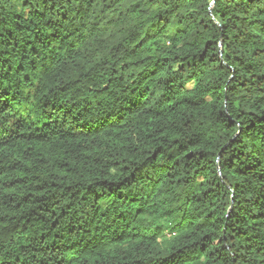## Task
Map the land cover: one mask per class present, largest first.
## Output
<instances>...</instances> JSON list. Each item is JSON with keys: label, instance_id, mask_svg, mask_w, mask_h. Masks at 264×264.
Segmentation results:
<instances>
[{"label": "trees", "instance_id": "1", "mask_svg": "<svg viewBox=\"0 0 264 264\" xmlns=\"http://www.w3.org/2000/svg\"><path fill=\"white\" fill-rule=\"evenodd\" d=\"M19 4L27 17L0 16V112L16 116V130L0 136V221L39 229L66 264H243L246 252L264 255V47L235 23L229 35L241 17L228 16L224 0ZM101 13L103 31L84 26L86 16L94 29ZM53 49L67 55L50 62ZM37 56L48 71L24 92ZM93 68L107 83L85 85L88 94L135 76L139 90L128 89L119 114L87 95L83 104L55 97L82 77L91 83ZM49 94L44 107L65 133L26 134L17 105ZM152 97L167 107H149ZM125 181L144 184L143 194ZM97 217L110 223L90 227ZM73 233L80 239L61 248Z\"/></svg>", "mask_w": 264, "mask_h": 264}, {"label": "clouds", "instance_id": "2", "mask_svg": "<svg viewBox=\"0 0 264 264\" xmlns=\"http://www.w3.org/2000/svg\"><path fill=\"white\" fill-rule=\"evenodd\" d=\"M60 2H64V0H60ZM224 2L229 5L228 16H232L233 12H235L236 16L241 17L240 21L229 22V35H231V32L236 31L235 28H231V24L235 23L244 34L255 33L256 38L259 41V46L264 47V0H224ZM72 3L81 4L83 3V0H72ZM31 5L32 8L42 7V0H31ZM29 11L30 9L28 8H21L19 0H0V16H10L13 12H22L23 15L27 17ZM95 19L98 23L94 29L87 22L88 18L86 16L83 17L82 22L86 28H90L95 31H103V28L101 27L103 24V13L99 16H95ZM225 20H227V17ZM171 27H175L174 22L170 28ZM69 39L74 46L79 43L81 36L78 25L74 28H70ZM61 55H67V52H61L59 49H53V51L48 54L49 61L51 62L52 59L60 57ZM116 55L119 57L120 53L118 52ZM109 59L112 58L110 57ZM260 59H264V56L260 57ZM42 63L43 62L39 60V56L33 60V64L30 69L32 79L28 85H24V82L21 79L24 92H28L33 85H37L42 82L44 74L48 71V66L42 67ZM105 67L107 68V66ZM261 70L264 71V69ZM96 72H98V69L93 68L88 73V76L92 77L91 83L88 82V77H82L78 82L73 81L72 83L65 85V93H60L57 89L55 97H58L60 100L69 104H71L74 100L83 104L87 103V101L80 100V96L87 95L88 99L92 100L93 103L96 101L101 102L104 108L108 110L105 113L106 115L119 114V106L124 102L128 89L137 87L136 84L132 83L135 76H126L124 80L119 83L113 82L109 89H105L99 93L88 94L85 85L88 87L94 86L96 88H103V84L107 83L102 75H99L98 77L93 76V73ZM224 79H227V76H225ZM261 87H264V85H261ZM137 90H139L138 87ZM160 91H163V89L161 88ZM167 95L168 93L166 92L165 96ZM185 95L188 94L185 93ZM55 97H52V94H49V96L42 97L37 100L33 96H30L27 102H22L17 105V108L19 109L18 115L23 117V121L25 123L24 131L26 134H35L36 132H39L42 136L47 138L54 135H63L65 133V123L60 120L59 113L54 110L49 111L48 108L44 107V100H54ZM157 97H159V93H157ZM196 98L197 97H192V99ZM150 99L151 103L149 104V107H167L163 97H160L159 99L152 97ZM89 107H91V105H89ZM85 111H87V109H85ZM225 111H227V109H225ZM234 111L235 110H233V112ZM5 114L9 115L10 119L4 121L3 126L0 127V136H6L9 129L16 130V125L13 124V121L16 120V116L12 115L11 111L0 112V116ZM46 118L47 123L45 124L44 122ZM115 178L122 179V177ZM125 184L128 188L132 189L133 192L143 194L144 184L139 182L129 183L128 181H125ZM100 210L103 211L102 205ZM3 214L4 210L2 205H0V215ZM109 223V220H105L103 217H97L94 223L90 224V227H95L96 225L106 227ZM28 236H31L32 239H27ZM78 239H80V237L74 233L65 234L62 237L61 248L64 245L71 246L73 241ZM48 244H50V240H42L39 238V229L26 233H20L18 228H13L12 222L8 221L7 217L4 221H0V264H66V260L64 259L65 253L60 248L53 252L50 247H46ZM21 245H24V247ZM244 255L246 260L243 264H257V261L264 260V255L257 256L254 251L246 252Z\"/></svg>", "mask_w": 264, "mask_h": 264}, {"label": "water", "instance_id": "3", "mask_svg": "<svg viewBox=\"0 0 264 264\" xmlns=\"http://www.w3.org/2000/svg\"><path fill=\"white\" fill-rule=\"evenodd\" d=\"M218 168V167H217Z\"/></svg>", "mask_w": 264, "mask_h": 264}]
</instances>
